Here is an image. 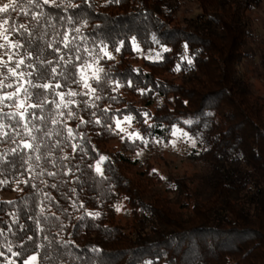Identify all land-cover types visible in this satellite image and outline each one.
Instances as JSON below:
<instances>
[{"label":"trees","instance_id":"16d2710c","mask_svg":"<svg viewBox=\"0 0 264 264\" xmlns=\"http://www.w3.org/2000/svg\"><path fill=\"white\" fill-rule=\"evenodd\" d=\"M263 1L57 0L60 7L30 9L45 12L54 27L33 28L31 43L13 35L25 44L19 71L34 65L27 78L53 88L29 89L37 95L27 103H49L30 108L26 120L0 116L9 134L0 136V180L8 181L0 185V264H23L30 255L37 264H264V98L246 65L255 55L251 13ZM23 8L18 0L0 23L35 24ZM101 44L113 59H99L101 80L90 81L95 95L57 109V93L86 91L70 74L102 56ZM6 83L13 87L0 95L15 91L13 78ZM0 108L13 112L15 102ZM174 128L194 141L183 154L196 168L191 173L178 174L167 161L157 170L143 155L160 150ZM101 156L103 175L95 171ZM9 245L21 255L12 256Z\"/></svg>","mask_w":264,"mask_h":264},{"label":"snow or ice","instance_id":"6c2138e0","mask_svg":"<svg viewBox=\"0 0 264 264\" xmlns=\"http://www.w3.org/2000/svg\"><path fill=\"white\" fill-rule=\"evenodd\" d=\"M62 2V0H61ZM116 2H119V0H116ZM24 3L26 5V8L21 9V14L25 17H31V21H34L35 24H19L15 26H11L8 28H5L4 25H8L10 22L9 20L5 19L2 23H0V52H2V55H0V91L8 88H12V83H6V81L9 78H13V83H15V91L14 92H4L3 95H0V105H3L5 101H14L15 102V111L13 112H3L2 108H0V116H7L11 118L19 117L21 120H26L27 117L25 116V113L28 112V110L35 109V108H43L45 103H49V101L44 100L41 103H27V101L32 100L36 97V93L30 91L29 89H37L42 88L44 90H50L53 88L52 84L50 83H44V84H34L32 80L28 79L27 77H31L34 75V72L37 71L35 69L34 65H27L29 68H33V72H21L19 69L22 65H25V56L20 55L17 59L16 57L19 55V51L21 49L25 48V44L22 43L20 40L12 39L13 35H19L24 38V40L27 43H31L32 39L34 38V33L32 31L33 28H36L39 24L46 23L47 27H54L53 24L48 23V21L51 19L49 16L46 15L43 11H30L32 8L41 9L45 5H52L55 7H60V4L57 2V0H24ZM18 6V0H9V3H6L4 5H0V13L7 14L9 10L15 11ZM72 7H77L76 5H72ZM71 19V18H69ZM77 32H79V29H76ZM73 43V40L70 39L69 34L67 32L63 33V44L64 48L70 49L71 45ZM132 46L133 50L139 51V46L136 44V38H132ZM123 46V42H121V47ZM48 48L52 49L54 52L59 53L61 49L59 47L53 48V45L49 43L47 45ZM121 47H117L116 51H121ZM185 49H187V45H185ZM100 52L103 54L99 58H93L92 61H84L83 63L79 65H73L76 67V73L70 74V75H78L79 79H73L72 83L81 85L83 89L86 91L83 93L69 90L67 93L65 92H59L57 95L59 96V103L56 104L57 109L63 107L68 108L69 104H75L76 101L71 99V97H75L77 95H92L94 96L97 89L92 87V84L90 81H96L97 83L101 80V73L104 72V69L99 66V59L108 58L113 59L112 54L107 51V46L101 44L100 46ZM76 51H79V48L76 49ZM87 51V50H86ZM164 51H168V49H164ZM27 58H32L33 53L32 51H26ZM91 55V53H89ZM4 57H7L5 59ZM61 61L65 65H72V59L69 58L68 60H64V57H60ZM77 60H81L82 58L80 56L76 57ZM182 59L187 60V63L189 65L192 64V60L188 57H182ZM41 65H51L52 61L43 60L40 61ZM14 65V66H12ZM6 70V71H5ZM176 70H179V65H177ZM51 72L54 76H65L64 71H57L56 67L51 68ZM61 85L59 83H56L55 88H60ZM116 87H120L119 83L117 82ZM21 95L23 96V99H20ZM99 96H95V99H99ZM54 102V101H53ZM60 116H63L64 113L60 112ZM74 113L71 111L68 112V116L72 117ZM147 115V114H145ZM42 119V118H41ZM132 117H125V120L130 121ZM84 121L82 120L81 123ZM97 124L100 123V120L95 121ZM52 123H57L56 119H53ZM188 123V122H186ZM7 125L0 124V136L2 137H8V132L3 131L4 128H6ZM116 127L120 131H124V129L120 128V121L116 122ZM26 134L31 136L32 129L27 127V124H25ZM69 136H71L72 131L71 129H68ZM173 135H176V131L174 130ZM137 138H139L137 134ZM35 139V137H33ZM23 148L25 149H33L34 145L28 141H24L22 144ZM13 153L16 152V149L12 150ZM40 157H37L39 159ZM106 159V157L101 156L100 161L97 162L95 166V171L103 175V170L101 168V163ZM0 163H3V161H0ZM2 171V170H0ZM49 176H55V173L49 172ZM7 180H0V185L7 184ZM53 187H56V185H53ZM11 203V202H9ZM119 207H117V211H119ZM94 215H99V213H95ZM3 233L0 232V236H2ZM31 239V237H29ZM8 251L11 253L12 256H20L21 253L19 252H13L11 245L8 246ZM0 256H3V252H0ZM37 261V256L32 255L29 256L26 260H24L23 264H35ZM9 264H14V262L9 261ZM146 264H151L150 261L146 262Z\"/></svg>","mask_w":264,"mask_h":264},{"label":"rangeland","instance_id":"374dc122","mask_svg":"<svg viewBox=\"0 0 264 264\" xmlns=\"http://www.w3.org/2000/svg\"><path fill=\"white\" fill-rule=\"evenodd\" d=\"M6 3H9V0H0V5ZM251 16L252 28L256 34L255 39L251 43V48L254 50L255 55L252 61H249L246 65L252 75L251 79L255 93L264 98V1L258 8L253 10ZM255 72L258 73L256 74ZM120 126H122V124H120ZM174 130L176 131V135L172 133L169 142L162 143L160 150L150 153V155H143L150 158V162L157 170L162 171L164 169L163 166L165 167L164 161H167L174 172L178 174L191 173L196 168L193 164L183 159V154L194 145V141L186 130L181 128H174ZM114 146H116V144H114ZM118 206L120 209L118 215H121L123 203H119ZM35 264H37V261Z\"/></svg>","mask_w":264,"mask_h":264}]
</instances>
